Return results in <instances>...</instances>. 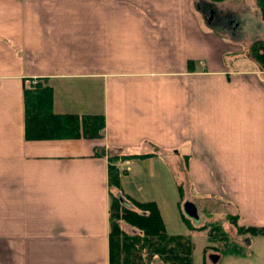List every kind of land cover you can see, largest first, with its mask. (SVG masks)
Here are the masks:
<instances>
[{"label":"crops","instance_id":"1","mask_svg":"<svg viewBox=\"0 0 264 264\" xmlns=\"http://www.w3.org/2000/svg\"><path fill=\"white\" fill-rule=\"evenodd\" d=\"M242 2L208 23L195 0H0V264H109V154L153 153L121 189L147 163L211 218L264 225V21L255 0L224 12ZM32 79L55 113L102 114L101 137L26 139Z\"/></svg>","mask_w":264,"mask_h":264},{"label":"trees","instance_id":"2","mask_svg":"<svg viewBox=\"0 0 264 264\" xmlns=\"http://www.w3.org/2000/svg\"><path fill=\"white\" fill-rule=\"evenodd\" d=\"M255 4L264 21V0H255ZM248 53L264 70V41H252ZM23 100L26 139H98L102 135L104 117L100 113H55L52 109V88L46 80H35L25 85ZM101 149V145H95L94 154L101 155ZM152 155L151 152H142L107 156L109 264H193L190 234L168 233L155 200H138L121 191L124 172L116 162ZM180 210L181 215L188 218L182 208ZM237 218V214H225L216 219L208 218L198 225L188 223V228L205 232L208 244L204 246V253L213 251L222 256L243 255L246 249L236 237L264 235V225H240ZM226 225L234 228V235L225 229Z\"/></svg>","mask_w":264,"mask_h":264},{"label":"rangeland","instance_id":"3","mask_svg":"<svg viewBox=\"0 0 264 264\" xmlns=\"http://www.w3.org/2000/svg\"><path fill=\"white\" fill-rule=\"evenodd\" d=\"M199 1L200 3L202 2L203 7H213L216 10H219V8L224 5V1L214 3H212L210 0ZM250 4H253V0H243L242 6H239L238 9H245L246 6L249 7ZM199 7L201 8V4ZM223 9L224 12H227L228 14L239 15L240 13V9L236 12L234 10V6L230 5H227L226 8ZM142 166L143 168L138 175H141L143 177L129 180L126 184L122 185V190L124 191L127 189L131 195L135 196L138 199H154L159 206L160 214L165 223L166 229L178 228L180 231L185 232L186 234H190L193 242V264H264V235L249 236L245 234L236 237L240 244L246 249V254L243 255L225 254L222 256L217 254L216 252L213 253L210 251L204 253V246L208 244L205 232L203 230H190L188 228V223L196 224L200 219L207 220L210 217L208 216V212L201 209V205H199V208H197L196 210L197 216H191L188 218L183 217L181 215L180 209L184 205L185 197L175 184L177 181V177L172 169V177L170 176L169 190H167V192H164L159 189L161 181L157 173L149 178V165L146 163ZM178 201H180L179 204ZM227 228L231 232V234L234 235V228L229 225L227 226Z\"/></svg>","mask_w":264,"mask_h":264},{"label":"water","instance_id":"4","mask_svg":"<svg viewBox=\"0 0 264 264\" xmlns=\"http://www.w3.org/2000/svg\"><path fill=\"white\" fill-rule=\"evenodd\" d=\"M183 211L188 216H196V208L195 205L191 202H185L183 205Z\"/></svg>","mask_w":264,"mask_h":264},{"label":"flooded vegetation","instance_id":"5","mask_svg":"<svg viewBox=\"0 0 264 264\" xmlns=\"http://www.w3.org/2000/svg\"><path fill=\"white\" fill-rule=\"evenodd\" d=\"M209 19L211 21H217V20H220V17L218 16L217 12L214 11V12H211L210 15H209Z\"/></svg>","mask_w":264,"mask_h":264}]
</instances>
